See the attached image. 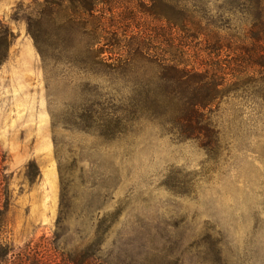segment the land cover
<instances>
[{
	"label": "rangeland",
	"instance_id": "rangeland-1",
	"mask_svg": "<svg viewBox=\"0 0 264 264\" xmlns=\"http://www.w3.org/2000/svg\"><path fill=\"white\" fill-rule=\"evenodd\" d=\"M72 1L0 0L8 264H264V100L238 85L208 112L213 151L181 140L110 69L166 41L146 0Z\"/></svg>",
	"mask_w": 264,
	"mask_h": 264
},
{
	"label": "trees",
	"instance_id": "trees-1",
	"mask_svg": "<svg viewBox=\"0 0 264 264\" xmlns=\"http://www.w3.org/2000/svg\"><path fill=\"white\" fill-rule=\"evenodd\" d=\"M94 1L72 2L80 15H91ZM144 6L160 23L155 35L166 41L156 48L150 45L152 35L146 43L128 41L125 56L114 59L110 69L138 87L129 98L133 112L164 118L181 140H197L213 151L218 131L210 108L238 85H251L264 100V0H223L215 11L191 0H146ZM105 41L111 48L122 42ZM2 163L0 158V232L11 206ZM9 254L8 244L0 241V264L10 262Z\"/></svg>",
	"mask_w": 264,
	"mask_h": 264
}]
</instances>
